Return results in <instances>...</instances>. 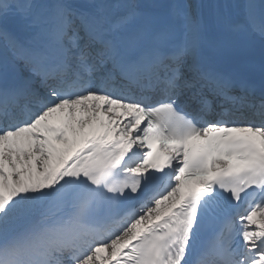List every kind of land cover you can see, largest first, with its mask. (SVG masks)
I'll return each instance as SVG.
<instances>
[{"label":"snow or ice","instance_id":"1","mask_svg":"<svg viewBox=\"0 0 264 264\" xmlns=\"http://www.w3.org/2000/svg\"><path fill=\"white\" fill-rule=\"evenodd\" d=\"M0 264H264V0H0Z\"/></svg>","mask_w":264,"mask_h":264}]
</instances>
